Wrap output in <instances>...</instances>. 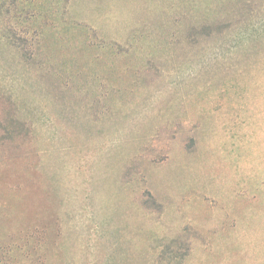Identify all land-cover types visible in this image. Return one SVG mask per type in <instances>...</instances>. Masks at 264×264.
Returning <instances> with one entry per match:
<instances>
[{
  "label": "rangeland",
  "instance_id": "rangeland-1",
  "mask_svg": "<svg viewBox=\"0 0 264 264\" xmlns=\"http://www.w3.org/2000/svg\"><path fill=\"white\" fill-rule=\"evenodd\" d=\"M0 264H264V0H0Z\"/></svg>",
  "mask_w": 264,
  "mask_h": 264
}]
</instances>
